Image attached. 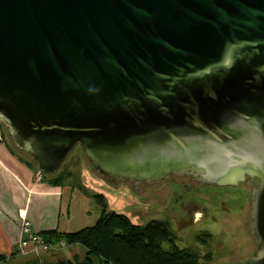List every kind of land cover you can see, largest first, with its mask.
I'll use <instances>...</instances> for the list:
<instances>
[{"label":"water","instance_id":"water-1","mask_svg":"<svg viewBox=\"0 0 264 264\" xmlns=\"http://www.w3.org/2000/svg\"><path fill=\"white\" fill-rule=\"evenodd\" d=\"M0 124L38 174L79 147L165 211L169 176L258 179L256 250L227 263L264 264V0H0Z\"/></svg>","mask_w":264,"mask_h":264},{"label":"rangeland","instance_id":"rangeland-1","mask_svg":"<svg viewBox=\"0 0 264 264\" xmlns=\"http://www.w3.org/2000/svg\"><path fill=\"white\" fill-rule=\"evenodd\" d=\"M0 135L1 141H5L17 155L33 164L29 154L23 151L21 152L15 147L3 127L0 129ZM58 172L63 176L60 186L63 188L64 194L66 195H64V197L67 200L70 196L73 197L72 203L70 204V208L73 212L71 216L74 219L73 227H71L73 228L72 230H74L73 232L81 230L83 227H92V225L97 222L103 210V207L98 205L94 198L95 195H99L102 197L104 207H106L108 211H115L124 216L126 215L134 225H144L150 220L165 221L173 234L178 237L179 245L177 246L180 248L188 246L193 250L195 249L194 251L200 254L201 258L205 253L214 248L212 245H214L218 239H226L227 236H229L230 239L223 240L226 246V248L223 247V252L213 254L214 258L210 261L204 259L202 264H223L227 263V261L237 263L239 259H246L249 257V250L254 245L253 236L249 232L250 223L247 221V211H245V213L244 210L242 211L247 196H249L247 189L243 187H224L216 189L210 186H204L201 188L199 187L193 192L176 193L175 197H169L165 211L160 204H154L150 207L139 203L138 200H140V197L134 194L127 186L123 187L121 185L117 189L110 187L88 167V163H86L79 147L73 151ZM246 181H248V179H246ZM180 195L185 196L180 198L183 200L182 204L186 203L185 205L191 208L187 217L182 213L179 214L181 204L178 205L176 200H178L177 198ZM218 205L223 206V210L218 212L216 209ZM84 212H88V215ZM194 212L201 213L203 218L199 223L192 224L194 225V229L190 232V235H187L189 244H180L183 229L178 227L174 220L176 219L178 221L181 216L190 219L193 217ZM217 212L219 213L221 221L224 222V226L220 228L211 226L212 224L210 221V219H212L211 217H217ZM61 220L65 221L66 219L63 217ZM204 222L211 226L209 231L211 235H213L212 239L208 240L207 245L199 244L195 239L196 235L202 234L199 232V229L204 227ZM60 241L63 242V244H61ZM53 243L54 249H41L52 252L58 251L54 254L55 257L50 259L49 262L51 260L52 262L61 260L72 261V255L74 254H77L76 259H82L85 254V250L81 246V248H70L75 245H69L62 238L53 241ZM224 245L222 244V246ZM31 247L33 246L31 245ZM163 247L165 248L167 246L164 245ZM33 248L36 249L35 247ZM39 263L40 262H38V264ZM32 264H36V262Z\"/></svg>","mask_w":264,"mask_h":264},{"label":"crops","instance_id":"crops-1","mask_svg":"<svg viewBox=\"0 0 264 264\" xmlns=\"http://www.w3.org/2000/svg\"><path fill=\"white\" fill-rule=\"evenodd\" d=\"M27 162L9 144L0 140V256L5 257L0 264L59 262H49L58 251L37 250L31 245L20 248L21 218L30 223V230L36 234L48 231L69 234L74 231L70 208L73 197L67 200L60 185H52L50 179L39 175ZM84 213L88 215V212ZM63 217L65 221L61 220ZM76 255H72L73 260Z\"/></svg>","mask_w":264,"mask_h":264},{"label":"trees","instance_id":"trees-1","mask_svg":"<svg viewBox=\"0 0 264 264\" xmlns=\"http://www.w3.org/2000/svg\"><path fill=\"white\" fill-rule=\"evenodd\" d=\"M27 165L36 171V165L31 162ZM43 177L57 186L63 176L57 171ZM94 198L103 210L92 227L69 234L55 231L42 234L48 242L62 238L69 245H79L85 250L82 259L61 260L54 264H202L196 251L172 245V231L164 222L150 220L144 225H134L126 215L108 211L101 196ZM4 261L5 257L0 256V263Z\"/></svg>","mask_w":264,"mask_h":264},{"label":"flooded vegetation","instance_id":"flooded-vegetation-1","mask_svg":"<svg viewBox=\"0 0 264 264\" xmlns=\"http://www.w3.org/2000/svg\"><path fill=\"white\" fill-rule=\"evenodd\" d=\"M249 179L248 181H245L243 184H239L235 187H243L244 189H247L248 193H249V196H247V200L245 202V205L244 207L242 208V211L244 210V213L245 211H247V221L251 224L250 222V217H251V206H252V200H251V197H252V192L254 189H257L258 185H259V180L258 179H250V178H247ZM170 180V181H168ZM167 185L165 186V188H160L161 190L159 191L158 195L156 196V199L158 201V199H160L159 197H161L160 195H165L166 197V203L168 202V199L170 196H174L176 195V193H187V192H193V191H196L199 187H204L203 185H199L197 182H195L194 180H192L191 178H186V177H179V178H176L174 176H169L167 180ZM164 181V182H165ZM163 181L161 183H164ZM160 183V184H161ZM225 187H230V186H225ZM235 187H231V188H235ZM212 188H216V189H221V187H215L213 186ZM190 189V190H188ZM185 196H182L180 195L177 199L179 200L180 198H183ZM176 200L178 203V205H180V209H179V214L182 213L184 215H186V217L189 215L190 213V206L187 207L185 204L186 203H183V200L180 199L179 201ZM219 206V207H218ZM216 207L217 211L219 212L220 210H223V206H220L218 205ZM165 207V205L163 206ZM217 212V217H211L212 219H210L211 221V226L213 227H222L224 226V222L221 221L220 217H219V213ZM227 212V211H226ZM203 218V215L201 213H198V212H194L193 213V217L190 218V219H187V218H184L181 216V218L177 221L176 219L174 220L175 221V224L178 225V227L182 228L183 229V233H182V236H181V242L180 244L182 243H187L189 244V241H188V236L187 235H190V232L194 229V225L192 224H197L199 223ZM159 221V220H158ZM161 221V220H160ZM164 222L166 225L167 223L165 221H162ZM221 222V223H220ZM168 226V225H167ZM209 224H207L206 222H204V227H201L199 229V232L202 233L201 235H196V241L197 243L199 244H205L207 245L208 244V240L209 239H212V236L211 233H210V227H211ZM249 232H250V225H249ZM172 237H173V243L172 245L176 248H179L182 250V248H188V249H191L193 250L192 248L186 246V247H178L177 245L178 244V237H176L173 232H172ZM187 239V240H185ZM226 239H230L229 236H227ZM225 238H221L220 240L218 239L217 242H215L214 245H212L214 248L212 250H209L207 253H205V255L201 258V255L198 254L199 258L201 259V261H203L204 259H206L207 261H210L212 260L214 257H213V254H216V253H219V252H223V247L226 248V246L224 245V241L223 240H226ZM254 239V237H253ZM222 244L224 246H222ZM253 246L252 248H250L249 250V257L246 258V259H249L250 256H252V254L254 253V251L256 250V244H255V239L253 240ZM224 248V249H225ZM195 250V249H194ZM193 250V251H194ZM246 259H243V260H246ZM231 262H228V263H223V264H230ZM236 263V262H235Z\"/></svg>","mask_w":264,"mask_h":264},{"label":"built area","instance_id":"built-area-1","mask_svg":"<svg viewBox=\"0 0 264 264\" xmlns=\"http://www.w3.org/2000/svg\"><path fill=\"white\" fill-rule=\"evenodd\" d=\"M0 140H1V135H0ZM21 221L22 223H21L20 233H22V238L19 241L20 248H25L28 245H32L36 249L38 248L44 250L54 249L53 242L46 241L41 234L39 233L36 234L30 230V223L26 219L21 218ZM60 243L63 244V242L61 241Z\"/></svg>","mask_w":264,"mask_h":264}]
</instances>
